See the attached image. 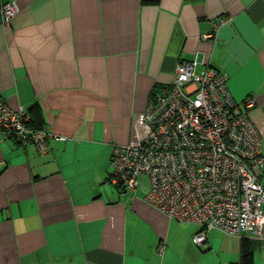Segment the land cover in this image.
I'll return each instance as SVG.
<instances>
[{"label": "crops", "instance_id": "0c3cea01", "mask_svg": "<svg viewBox=\"0 0 264 264\" xmlns=\"http://www.w3.org/2000/svg\"><path fill=\"white\" fill-rule=\"evenodd\" d=\"M8 3L0 99L50 138L44 154L0 140V264H264V242L249 236L211 231L195 246V225L144 201L146 179L135 192L109 182L114 148L183 62L228 75L264 157V0Z\"/></svg>", "mask_w": 264, "mask_h": 264}, {"label": "built area", "instance_id": "2783aa9c", "mask_svg": "<svg viewBox=\"0 0 264 264\" xmlns=\"http://www.w3.org/2000/svg\"><path fill=\"white\" fill-rule=\"evenodd\" d=\"M16 12L14 4L0 6V25L8 26ZM196 66L179 63L172 81L152 91L130 143L112 152L109 182L135 192L146 179L144 201L171 220L195 225L197 247L211 231L264 242L261 135L231 97L228 75L210 67L197 73ZM28 121L24 110L0 99V140L46 153L49 134L28 128Z\"/></svg>", "mask_w": 264, "mask_h": 264}, {"label": "rangeland", "instance_id": "374dc122", "mask_svg": "<svg viewBox=\"0 0 264 264\" xmlns=\"http://www.w3.org/2000/svg\"><path fill=\"white\" fill-rule=\"evenodd\" d=\"M147 188H148V186H147V182H146V185L144 186L143 191H147Z\"/></svg>", "mask_w": 264, "mask_h": 264}]
</instances>
